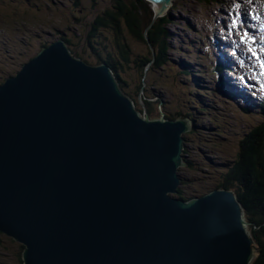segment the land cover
<instances>
[{
  "label": "water",
  "instance_id": "95a60500",
  "mask_svg": "<svg viewBox=\"0 0 264 264\" xmlns=\"http://www.w3.org/2000/svg\"><path fill=\"white\" fill-rule=\"evenodd\" d=\"M52 47L0 87V231L24 264H252L233 194L168 197L186 122L142 117L107 66Z\"/></svg>",
  "mask_w": 264,
  "mask_h": 264
},
{
  "label": "rangeland",
  "instance_id": "374dc122",
  "mask_svg": "<svg viewBox=\"0 0 264 264\" xmlns=\"http://www.w3.org/2000/svg\"><path fill=\"white\" fill-rule=\"evenodd\" d=\"M74 1L67 0L56 6L51 4L53 0H0V79L4 75L19 70V65L25 60L28 61V56H35L44 42L58 38V30L68 31L69 36L78 42L82 23L94 15L95 6L102 8L108 2L107 0H83V5L74 6ZM81 8L85 10L83 15L79 13ZM171 8L170 13L173 17L180 16L178 21H173L171 24L173 62L164 69L151 72L148 80L149 90L156 88V91L160 92L161 87H156V84L162 85L167 100V104L162 106L163 112L170 113L176 110L184 113L191 112L197 117L199 124L197 129L201 132H207L210 127L217 128L209 133H199L198 130L194 131V134L190 132L189 139L195 138L213 152L232 159L239 150V142L243 135L263 118L257 112H245L236 101L234 103L225 100L213 90V85L210 87L202 85V94L209 107L206 110L205 107H200L201 111L195 107L197 94L192 92L193 82L187 80L179 64L182 59L195 62L199 55V47L207 34V20L218 7L214 3H209L208 0H173ZM77 17L85 19L80 22ZM128 41L135 53H146L147 48L143 42L131 37H128ZM184 42L189 45H185ZM79 49L82 50V46ZM123 76L129 80L133 90L136 85L135 77L130 75L129 70L123 72ZM203 76L207 81L212 80V76L206 72ZM153 111L155 116L159 115V106H155ZM188 147L191 149L190 145ZM213 164L219 168L216 159ZM0 237L2 238L0 264H22L21 244L4 234Z\"/></svg>",
  "mask_w": 264,
  "mask_h": 264
},
{
  "label": "trees",
  "instance_id": "16d2710c",
  "mask_svg": "<svg viewBox=\"0 0 264 264\" xmlns=\"http://www.w3.org/2000/svg\"><path fill=\"white\" fill-rule=\"evenodd\" d=\"M112 8L114 9L111 10ZM152 15L153 13L151 14V10L144 0H113L112 7L108 8L105 13L97 11L94 17L95 29L102 26L106 32L112 33L116 37L123 58L118 59L111 50L106 57L100 54L93 56L102 63L118 65L121 69H126L125 66L129 65L133 59L135 67L140 68L142 73L147 64L150 63L152 53L149 51L147 58L136 57L135 54V57L132 58L133 51L124 42L126 38L124 32L134 36L137 34L140 38L144 37L146 28L152 23ZM161 23L153 22V26L148 30L149 41L155 49L156 65L158 66L166 61L170 35ZM101 39L100 36L94 41L91 39L89 43L99 45L102 49L111 48L113 44L110 41H100ZM115 72L118 78H121L120 72ZM185 73L189 74L188 69L185 70ZM121 83L122 88L126 90L122 81ZM258 133L253 131L250 136L242 141V153L239 154L235 162L238 165L219 176L230 180V183H223L222 186L230 187V184L237 186L238 191L236 193L243 206L249 210V221L251 222L249 228L259 248L258 256L253 264H264V126L263 131ZM176 196L189 198L183 189H178Z\"/></svg>",
  "mask_w": 264,
  "mask_h": 264
},
{
  "label": "snow or ice",
  "instance_id": "6c2138e0",
  "mask_svg": "<svg viewBox=\"0 0 264 264\" xmlns=\"http://www.w3.org/2000/svg\"><path fill=\"white\" fill-rule=\"evenodd\" d=\"M236 26H237V22L233 21L229 31H231V29L235 28ZM245 39H247L248 41L254 42V37L250 36L247 32H245L244 35L241 36L242 41H244ZM248 51L251 52L252 55L256 57L257 63L260 65V68H261V75H264V59L260 58L255 48L250 47ZM261 51H264V48H262ZM262 90H264V85H262Z\"/></svg>",
  "mask_w": 264,
  "mask_h": 264
},
{
  "label": "bare ground",
  "instance_id": "6f19581e",
  "mask_svg": "<svg viewBox=\"0 0 264 264\" xmlns=\"http://www.w3.org/2000/svg\"><path fill=\"white\" fill-rule=\"evenodd\" d=\"M172 4H173V0H172V2H171V5H170V8H171V6H172ZM212 15V14H211ZM154 17H156V16H154ZM227 87L228 88H230V90L231 91H233L234 93H239L240 95H243L241 92H239V91H237L236 90V88H233V87H230L229 85H227ZM222 90H224V89H222ZM242 90V89H241ZM238 103V102H237ZM239 104V103H238ZM245 107H243V108H245V109H243L245 112H249L248 111V108H247V106L246 105H244ZM239 107H240V105H239ZM240 108H242V107H240ZM236 111V110H235ZM239 113V112H238ZM233 120V119H232ZM183 144V143H182Z\"/></svg>",
  "mask_w": 264,
  "mask_h": 264
}]
</instances>
